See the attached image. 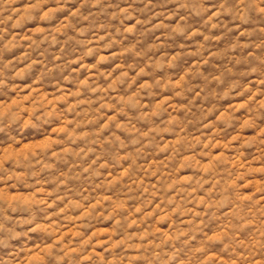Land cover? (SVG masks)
Returning <instances> with one entry per match:
<instances>
[{"label": "rangeland", "instance_id": "374dc122", "mask_svg": "<svg viewBox=\"0 0 264 264\" xmlns=\"http://www.w3.org/2000/svg\"><path fill=\"white\" fill-rule=\"evenodd\" d=\"M251 7L0 0V264H264Z\"/></svg>", "mask_w": 264, "mask_h": 264}, {"label": "clouds", "instance_id": "9594fccd", "mask_svg": "<svg viewBox=\"0 0 264 264\" xmlns=\"http://www.w3.org/2000/svg\"><path fill=\"white\" fill-rule=\"evenodd\" d=\"M260 0H243V4H244V11L241 13V15L244 16L245 19H248L249 16L254 12V8L251 7V5H253V3H259ZM4 86V82L2 80H0V87ZM21 110V105H12L9 107V111L11 112H16L19 113ZM40 110L39 107L37 106V108L34 110L33 115L34 116H39ZM21 121L17 122L16 127L19 128V123ZM37 131H39V129H37ZM12 129H5L3 127H0V133H4V134H11ZM25 134H27V129H25ZM16 247L15 244H13L11 242V238H7V240H5L4 238H0V261H2L6 256L8 251H10L12 248ZM9 261L11 262V264H15V261L12 260L11 257H8Z\"/></svg>", "mask_w": 264, "mask_h": 264}]
</instances>
